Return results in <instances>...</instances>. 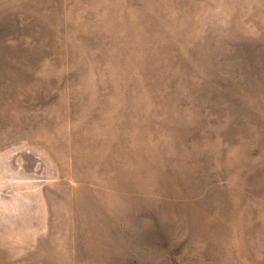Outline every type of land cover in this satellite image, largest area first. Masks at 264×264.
Returning <instances> with one entry per match:
<instances>
[{
    "label": "rangeland",
    "instance_id": "1",
    "mask_svg": "<svg viewBox=\"0 0 264 264\" xmlns=\"http://www.w3.org/2000/svg\"><path fill=\"white\" fill-rule=\"evenodd\" d=\"M0 264H264V0H0Z\"/></svg>",
    "mask_w": 264,
    "mask_h": 264
}]
</instances>
